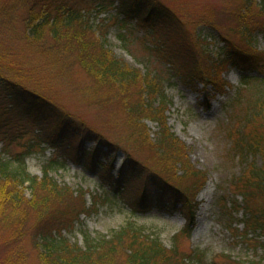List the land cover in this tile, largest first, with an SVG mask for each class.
Returning a JSON list of instances; mask_svg holds the SVG:
<instances>
[{"label":"trees","instance_id":"obj_1","mask_svg":"<svg viewBox=\"0 0 264 264\" xmlns=\"http://www.w3.org/2000/svg\"><path fill=\"white\" fill-rule=\"evenodd\" d=\"M166 1L122 0L121 5L123 11L134 12L140 26L150 28L163 46L166 42L175 45L177 53L172 49L173 53L179 55L181 64L182 60L186 63L182 74L186 81L201 82L221 95L228 86L221 79L222 72L228 67L241 71L239 87L227 104L229 117L220 125L229 141L227 154L237 161L239 171L229 180L231 200L222 196L220 208L232 231L249 244L264 246L258 238L264 240V49L258 51L252 44L255 30H261L264 37L260 21L264 0L259 11H253L250 4L213 7L192 18L190 10L181 13L170 6L176 1ZM111 3L0 0V29L9 26L16 11L24 12L26 38L38 47L39 56L60 71L79 65L91 81L82 89L85 100L105 113L91 123L69 111L55 99L56 91L43 81L36 65L9 60V52L0 45V231L5 232L0 238L9 247L0 264H28L25 240L37 251L39 264H205L204 251L187 252L181 243L190 236L199 208L197 197L207 174L190 163L186 146L167 125L165 111L170 99L162 73H141L116 59L94 36L86 14ZM190 24L217 27L223 41L217 57L209 56L199 34L191 38ZM230 31L237 32L239 41L229 36ZM163 34L168 38L160 39ZM253 70L262 77L246 73ZM146 120L158 127L155 139L150 138ZM26 135L32 136L31 141L23 140ZM86 141L93 146L85 149ZM45 147L52 148L56 157L40 177L30 174L26 156ZM118 152L123 153V161L112 177L108 171ZM100 155L104 162H97L101 169L96 170L108 179V187L102 194L89 195V203L84 190L60 184L49 174L52 165L64 167L66 159L93 169ZM256 156L260 164L254 162ZM152 187L157 191L153 193ZM108 197L128 206L131 213L154 206L168 212L178 210L187 225L172 235L169 247L133 221L109 236L92 237L84 231L82 247L70 243L63 230L72 229L80 216L97 212L98 204ZM239 210L241 218L233 219L231 214ZM235 222L242 225L240 232L233 226ZM221 256L224 261L212 259L213 264H264L262 257L244 261Z\"/></svg>","mask_w":264,"mask_h":264},{"label":"rangeland","instance_id":"obj_2","mask_svg":"<svg viewBox=\"0 0 264 264\" xmlns=\"http://www.w3.org/2000/svg\"><path fill=\"white\" fill-rule=\"evenodd\" d=\"M166 1V2H170ZM176 1L177 11L189 12V17L197 16V12H204L210 8L223 9V7H243L250 4L252 10L259 11L261 0H172ZM98 3V1L96 2ZM122 0H112L111 5L98 9L97 6L89 10L86 17L91 24L94 36L100 39L105 47L111 51L113 56L121 62L131 67L137 68L141 73L150 71L157 74L162 73L164 91L170 99V104L165 111L167 125H169L174 135L186 146L189 161L197 169L203 170L207 174V182L198 194L197 201L199 208L196 221L189 237L182 239L181 248L187 252L190 249H199L205 252L203 262L213 264V261L222 263V254H228L231 258L239 260H250L262 257L264 262V246L252 245L249 241L243 240L240 234L232 231L226 222L228 217H224L220 208V198L231 200L229 180L239 171L236 160L227 154L229 141L221 131L220 125L226 122L229 117L227 104L233 97L234 91L239 87L242 73L235 67H228L221 74V79L228 87L224 88V93L219 95L211 88L204 86L201 82L186 81L183 79V69L186 64L181 60L175 51L173 43L162 45L157 36H153L148 27L140 26L136 21L134 12L123 11ZM120 4V6H118ZM120 10V11H119ZM134 11V10H133ZM214 11V10H213ZM25 13L21 10L13 14L11 20L7 22L9 26L4 27L0 45L9 52L7 58L24 62L27 66L36 65L39 75L43 81L48 82L50 87L56 91V100L69 111L81 115L88 122L95 123L97 116H104L105 113L97 112L85 100L82 89L91 82L79 65H73L67 71H60L50 66L43 56H39L38 47L33 41L26 38V27L23 21ZM124 16V17H123ZM260 21L264 23V15ZM204 24H190L188 31L193 37L199 34L206 42L210 57H217L221 52L223 41L218 34L217 27ZM227 29V27H226ZM235 41H239L237 32H228ZM165 35V36H164ZM252 44L258 51L264 49V37L261 30L253 33ZM166 34L160 35V39H166ZM43 45V44H42ZM147 47V48H146ZM174 49V53L172 51ZM166 56H165V54ZM174 54V56L171 55ZM171 57V58H169ZM167 58L171 61H167ZM175 70V71H174ZM249 76H261L256 71L246 72ZM149 129L150 138L155 139L158 127L155 122L144 121ZM32 136L26 135L23 140L31 141ZM66 143V142H65ZM93 146L92 141L83 144L85 149ZM1 148V143H0ZM19 147L18 149H21ZM56 157V153L50 147H45L43 151L38 150L25 158L26 170L40 177L44 168L51 163V159ZM145 157V156H144ZM123 161V153L118 152L113 162V167L108 171L112 177ZM104 162L103 155L96 157L93 170L88 169L81 163L74 164L70 159H66L65 166L52 165L49 174L60 184H66L72 189H82L86 192V201L90 202L89 195L102 191L108 187V179L102 175H96L94 169H101L100 164ZM254 162L261 163L259 156L254 158ZM92 169V168H91ZM179 174H181L179 172ZM154 193L155 187L150 188ZM25 195L30 197L29 191ZM240 200V197H238ZM179 206V205H178ZM128 207L119 202L108 200L98 204V211L88 216H80V222H76L70 230H63V235L70 243H76L82 247L84 244L83 233L87 232L92 237L100 235H110L114 230L119 229L124 223L133 221L137 226H143L146 231H152L159 236L162 243L169 247L171 237L184 225V219L178 212L168 214L161 207H153L144 213H131ZM242 210L231 214L233 219L241 218ZM235 217V218H234ZM237 232L242 230V225L235 222ZM0 231V236L4 235ZM264 241L260 236L258 237ZM253 243V242H252ZM254 244V243H253ZM0 238V261L8 253L9 247L5 246ZM24 249L27 252L28 264H39L38 253L32 248L31 241L25 240Z\"/></svg>","mask_w":264,"mask_h":264}]
</instances>
